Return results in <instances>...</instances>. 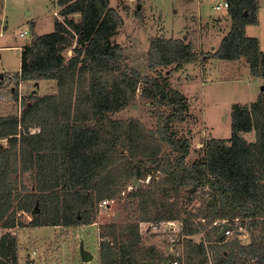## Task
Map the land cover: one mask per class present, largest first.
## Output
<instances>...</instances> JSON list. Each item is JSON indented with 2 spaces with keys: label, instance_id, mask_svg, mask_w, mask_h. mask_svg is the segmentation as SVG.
<instances>
[{
  "label": "trees",
  "instance_id": "trees-1",
  "mask_svg": "<svg viewBox=\"0 0 264 264\" xmlns=\"http://www.w3.org/2000/svg\"><path fill=\"white\" fill-rule=\"evenodd\" d=\"M225 1L232 26L212 57L244 58L251 75L264 78V52L256 38L245 35V27L257 23V0ZM56 4L63 20L55 21L53 32L32 36L21 50L19 71L0 79V89L10 82L13 89L54 83L42 96L31 91L19 115H0V264L9 256L16 264L10 229L92 224L101 202L149 175V186L133 188L120 202L123 220L103 227L98 264H168V255L145 242L143 225L179 221L185 239L200 233L192 217L179 220L178 201H191L192 188L208 197L195 216L199 221L226 222L233 229L236 219L248 220L261 229L242 246L220 238L214 225L204 240L214 263L264 264V93L249 105L233 104L230 137L205 141L188 162V140L170 133L188 103L168 88L167 77L158 81L151 73L171 66L179 71L198 55L182 39L153 38L142 63L134 65L113 41L123 21L109 0ZM141 85L166 108L151 127L114 118L135 101ZM253 131L256 139L246 142L242 134ZM23 214L31 219L23 222ZM206 249L203 241L187 239L185 264H208Z\"/></svg>",
  "mask_w": 264,
  "mask_h": 264
},
{
  "label": "rangeland",
  "instance_id": "rangeland-1",
  "mask_svg": "<svg viewBox=\"0 0 264 264\" xmlns=\"http://www.w3.org/2000/svg\"><path fill=\"white\" fill-rule=\"evenodd\" d=\"M223 0H109V4L121 16L123 24L113 41L119 44L130 62L141 64L153 38L182 39L189 45L192 52L198 55L195 62L185 64L179 71H172L173 66L159 69L151 76L160 81L167 77L168 88L180 92L188 103L184 118L172 124L170 133L174 139L188 140L190 155L188 162L196 158L195 150L209 139H228L231 135V107L233 104L249 105L254 103L261 93H264V78L251 75L249 65L244 58L237 61L216 60L212 57L218 49L222 38L232 26L227 8L214 10L217 3ZM260 13L256 15L259 25L249 27L248 34L258 38L259 49L264 52V0H257ZM263 2V3H262ZM76 17V16H75ZM62 21L60 8L56 0H1L0 6V79L20 69L21 50L31 40L32 36H40L54 31L56 20ZM27 34L22 36L21 33ZM71 51L68 52V55ZM31 82L7 84L6 89H0V97L11 100H0V115H19L26 96L31 92L44 95L51 91L53 82L42 81L38 86ZM12 88V91L10 89ZM138 87L135 101L126 110L116 114L114 118H135L151 127L156 117L166 108L157 98L148 97ZM21 96V97H20ZM246 142L256 139L255 132L242 134ZM5 145V142H3ZM169 149L165 148V152ZM152 176L135 183H129L126 190L117 198L109 201L107 207L100 208L92 224L72 225L68 227H37L13 228L10 233L16 242V264H98V250L103 227L118 213L116 221H122L124 213L120 202L133 188L149 186ZM159 178L156 174L155 181ZM191 201L179 200L182 211L181 219L192 217L191 222L198 229L190 238L179 239L178 243L185 246L187 239L199 243L206 239V234L213 230L215 222L199 221L195 216L198 209L208 198L202 191L196 189L189 192ZM31 217L21 216L23 222ZM113 221V220H112ZM175 232L163 230L152 233L149 231L145 242L155 245L165 256L169 255L168 236L176 239L182 224L173 221ZM150 224L143 225L145 234ZM248 220H235L231 235L226 240L236 241L242 246L250 243L251 234H258L261 229L251 227ZM3 230L0 229V236ZM93 256L90 262H83L80 257V245ZM245 259L248 255L245 254ZM7 264H13L11 256ZM250 264L253 260L248 259ZM156 264V262H153ZM215 264L211 260V263Z\"/></svg>",
  "mask_w": 264,
  "mask_h": 264
},
{
  "label": "built area",
  "instance_id": "built-area-1",
  "mask_svg": "<svg viewBox=\"0 0 264 264\" xmlns=\"http://www.w3.org/2000/svg\"><path fill=\"white\" fill-rule=\"evenodd\" d=\"M228 7L226 1H223L222 3H217L213 8L214 10H221V9H226ZM27 32L24 31L21 33L22 36L26 35ZM21 97V96H20ZM11 100V97L9 96L8 98L5 97H0L1 101H8ZM107 201H103L99 204L100 208H104L107 205ZM173 221H169V222H158L155 224H150L148 227V231H151L152 233H157L161 230H163L164 232H175L174 229V223H172ZM223 223V222H222ZM216 225H220L218 223H214ZM181 230H182V226H181ZM178 231L177 235H176V239L174 237H172L171 235L168 236V247H169V257L170 260L168 262V264H185V260H184V255H183V245H180L178 243L179 239H184L185 236H183V234ZM231 226L229 228H227L223 234V237H225L226 239L229 238V236L231 235ZM224 264H228V263H224Z\"/></svg>",
  "mask_w": 264,
  "mask_h": 264
},
{
  "label": "water",
  "instance_id": "water-1",
  "mask_svg": "<svg viewBox=\"0 0 264 264\" xmlns=\"http://www.w3.org/2000/svg\"><path fill=\"white\" fill-rule=\"evenodd\" d=\"M245 14H246V13H245ZM35 85L38 86V82H36ZM138 182H139V181H137V180L134 181L136 187H137V185H138V184H136V183H138ZM193 190H194V189L192 188V189L189 190V192H192ZM210 202L212 203V201H210ZM118 215H119V214L116 213V215L113 217L112 220H113V221H116L117 218H118ZM229 227H230V225H229L228 223H226V222L221 223V229H220V232H219V237H220V238L223 237V234H224L225 230H226L227 228H229ZM79 251H80V257H81V260H82L84 263H85V262H90V261L93 259V256L84 250L82 244L80 245Z\"/></svg>",
  "mask_w": 264,
  "mask_h": 264
},
{
  "label": "crops",
  "instance_id": "crops-1",
  "mask_svg": "<svg viewBox=\"0 0 264 264\" xmlns=\"http://www.w3.org/2000/svg\"><path fill=\"white\" fill-rule=\"evenodd\" d=\"M210 1H213V0H210ZM223 1H225V0H223ZM263 3V2H262ZM260 2L258 3L257 2V10H256V15L258 16V13H260V9H261V7H260ZM227 11V10H226ZM256 26H258L259 25V18H258V23H256L255 24ZM251 26H253L252 24H249V25H247L246 27H245V35L247 36V37H253V36H249V34H248V30H249V27H251ZM253 38H255V37H253ZM257 40H258V38H256ZM258 42H259V40H258ZM220 229H221V226L219 225V231H220ZM146 231H148V230H146ZM149 232V231H148ZM187 238H190V237H187ZM226 239V238H225ZM201 242V241H200ZM203 243L205 244V246L207 247V256H208V262L209 263H211V260L213 261V259H214V254L211 252V248H208L209 247V244L206 242V241H203ZM226 254V253H225ZM208 263V264H209Z\"/></svg>",
  "mask_w": 264,
  "mask_h": 264
}]
</instances>
